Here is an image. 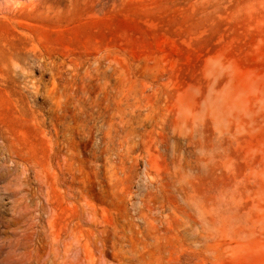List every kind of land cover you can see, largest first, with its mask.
Wrapping results in <instances>:
<instances>
[{
	"label": "rangeland",
	"instance_id": "rangeland-1",
	"mask_svg": "<svg viewBox=\"0 0 264 264\" xmlns=\"http://www.w3.org/2000/svg\"><path fill=\"white\" fill-rule=\"evenodd\" d=\"M175 173L233 201L217 264H264V0H0V264L196 258Z\"/></svg>",
	"mask_w": 264,
	"mask_h": 264
},
{
	"label": "bare ground",
	"instance_id": "bare-ground-1",
	"mask_svg": "<svg viewBox=\"0 0 264 264\" xmlns=\"http://www.w3.org/2000/svg\"><path fill=\"white\" fill-rule=\"evenodd\" d=\"M17 75H18V67L15 64L14 65V77H17ZM231 92L232 91H229L228 94L227 93L222 94V91L217 92L214 95L213 99L218 100L219 98H222V99L227 98L229 100H233V96H232V94H230ZM243 100H245V102L248 101V99L246 100L245 97L243 98ZM202 126H204V125L202 124ZM197 132L199 134H201V137H199L198 139H196L195 136L192 134H187L184 137L179 136L177 139L178 140L177 142L179 144L181 142L180 140H183L185 142V143H183L184 146H181V147L184 149L185 152H187L190 155V159H189V160H191V162L189 163V164H191L190 167H194L193 164L197 165L200 162V160H202L200 157L195 156L196 149H203L204 150V149H209L211 147L209 145L210 143H208L206 141L205 131L203 129L199 130V128H197ZM209 137H210V135H209ZM178 143L177 144L175 143V145H174L173 160H174L175 165L181 166L182 151H181V147L179 146ZM165 149H166V147H165ZM182 175L183 174H181V173H177V174L175 173V176H174L175 179L173 177V180L175 183L174 188H173V190H170V192L167 191V193L173 199V200L170 199V206H171L172 210L175 212V214L177 216L180 215V217L176 218V219H179L176 221L180 225V228L184 229V226H187V229L185 232H188L189 230H193V233H191L192 236H188L187 233L183 232L184 235L186 236V241H187L184 245L187 246V249L189 251H193L194 249H196L195 250L196 251V254H195L196 258L200 256V261L197 260L195 258V256H186L183 259V263L184 264H209V262L213 261L212 264H217L218 261L222 258L221 251L223 250V248H222L223 243L221 241L218 242V238L220 237L219 234L224 232V229H225L226 220H227V218H226L227 215H225V212L230 211V210H234L233 201L231 199H229L228 194L225 193L224 190L218 191L217 193H214V192L213 193H211V192H198L197 189L194 188L195 185L194 186L190 185L188 182L186 183L184 179L182 180ZM176 180L179 182V184H177V185H176ZM187 180H188V178H187ZM161 192H162V190H161ZM155 193L157 194L156 190H155ZM141 205H143V204L140 203L139 208L141 207ZM36 206H37V204L34 202L33 199H31L30 202H27L24 205L22 203H19V205H16L17 208L18 207L19 208L25 207L31 211H35L37 209ZM150 210H151V207H150ZM154 211L155 210H153V212ZM152 215L153 214H151V216ZM195 228H197V229H195ZM148 229H150V228L148 227ZM145 230H147V229L145 228ZM149 240H151V239L149 238ZM213 242H216V243H213ZM65 247L67 248V246H65ZM181 247H182V244L176 245V249H179ZM196 247H198V248H196ZM176 253H177V251H176ZM212 253H217V254L211 257Z\"/></svg>",
	"mask_w": 264,
	"mask_h": 264
}]
</instances>
